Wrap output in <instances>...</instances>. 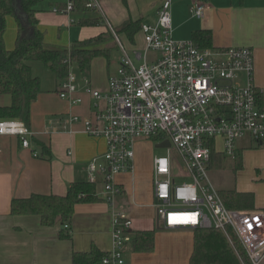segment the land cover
<instances>
[{
    "label": "crops",
    "instance_id": "1",
    "mask_svg": "<svg viewBox=\"0 0 264 264\" xmlns=\"http://www.w3.org/2000/svg\"><path fill=\"white\" fill-rule=\"evenodd\" d=\"M67 2L41 0L37 4V28L45 46L70 49L76 42L103 36V41L91 48L101 53L83 69L75 64L69 67L68 74L75 79L71 98L79 99V104L71 105L60 99L58 94L65 80H57L49 72L54 77L55 88L53 94L47 96L41 87L42 93L31 105L27 129L33 136L29 138V149H23L17 137H0V264H71L74 252H88L94 246L107 254L111 249V210L102 195L97 196L98 202L76 205L70 223L65 224L66 229L59 222L43 227L34 215L11 216L9 205L13 199L32 194L64 196L73 183L87 182V164L105 152L106 144L103 138L85 134L83 121L96 124L95 113L104 108L105 102L85 93L84 82H88L92 91L106 90L108 79L116 75L119 66V63L113 65L111 56L114 50L120 51L115 36L125 49L132 50L136 49V39L141 35L139 31L131 42L119 28L127 22H139L141 26L155 24L163 0H97L98 9L93 13L76 9L67 14L54 12V9H64ZM196 2L205 7L203 18L190 13V7ZM93 17L100 23L79 25L80 20ZM170 18L176 41L190 40L196 44L208 41L210 48L204 49H250L253 85L260 92L259 106L264 109V0H172ZM198 32L201 38H194ZM16 33L14 18L7 17L3 36L6 49H13ZM9 103V97L0 96V106ZM71 117L78 120L72 121ZM142 143L148 147L150 143L156 144L152 141L137 143L132 170L115 177L122 193L116 197L114 208L127 213L132 221V241L123 251V264H190L194 230H166L159 225L152 196L154 157L147 162L143 153L137 151ZM42 147L48 150L49 158L43 155ZM214 150L208 172L221 170L226 159L221 141ZM232 158L230 187L220 183L214 188L219 196L224 192L249 194L252 204L246 209L229 208V202L220 196L224 206L233 211L264 213V142L257 143L249 137L240 139L235 143ZM95 191L100 192V186L95 187ZM61 230L69 234L70 239H60ZM136 232H153L152 251L133 250Z\"/></svg>",
    "mask_w": 264,
    "mask_h": 264
},
{
    "label": "built area",
    "instance_id": "2",
    "mask_svg": "<svg viewBox=\"0 0 264 264\" xmlns=\"http://www.w3.org/2000/svg\"><path fill=\"white\" fill-rule=\"evenodd\" d=\"M171 3L163 0L155 24L141 26L144 46L133 51L138 66L115 36L121 58L106 90L92 91L84 82L85 93L105 102L95 113L96 124L83 121V132L103 138L106 144L105 152L93 157L86 168L87 182L100 186L96 196L102 195L111 210V249L101 264H123V251L132 241V221L114 208L122 193L115 177L132 170L135 145L152 138H158L156 144L168 141L171 146L154 157L152 168L153 208L161 228L219 230L231 244L230 230L248 263L264 264V213L227 209L208 177L218 141L226 156H234L236 141L245 137L264 142V109L253 85L252 51L201 49L190 40H174ZM85 6L98 9V2L86 0ZM73 10V0H68L64 9L54 12ZM204 11L201 2L190 7L197 18H203ZM74 81L68 74L58 94L71 105L80 103L71 98ZM2 136L17 137L21 147L29 149L33 133L21 121L0 120Z\"/></svg>",
    "mask_w": 264,
    "mask_h": 264
},
{
    "label": "trees",
    "instance_id": "3",
    "mask_svg": "<svg viewBox=\"0 0 264 264\" xmlns=\"http://www.w3.org/2000/svg\"><path fill=\"white\" fill-rule=\"evenodd\" d=\"M41 0H0V96H7L10 103L0 106V120H18L28 128L30 123L31 105L42 93L40 79L33 75L31 64L39 63L57 80L63 81L72 64L80 69L88 66L90 61L100 56L101 51L91 49L103 41V36L92 40L76 42L70 49L48 48L43 42V35L37 28L35 17L36 6ZM86 0H73L76 11L93 13L86 8ZM15 20L17 33L14 47L6 49L3 36L6 29V18ZM96 17L80 20L79 25H97ZM119 30H123L132 42L134 35L141 30L139 22H127ZM195 33L194 38H201ZM197 47L210 48L208 41H198ZM158 138H152L156 142ZM43 155L50 157L48 150L42 147ZM213 152L211 154L212 158ZM227 206L249 208L252 196L234 192L220 193ZM95 186L88 182L73 183L64 196L32 194L27 198L13 199L9 205L11 216H30L39 218L40 225L51 227L56 222L63 227L69 224L78 204L98 202ZM224 203V202H223ZM226 235L219 230H194L193 252L190 264H240V260L248 263L247 256L236 236L227 231ZM60 239H70V235L60 231ZM133 250L150 252L153 250V232H136ZM106 254L92 246L88 252H74L71 264H101Z\"/></svg>",
    "mask_w": 264,
    "mask_h": 264
},
{
    "label": "rangeland",
    "instance_id": "4",
    "mask_svg": "<svg viewBox=\"0 0 264 264\" xmlns=\"http://www.w3.org/2000/svg\"><path fill=\"white\" fill-rule=\"evenodd\" d=\"M136 49L137 50H141V47H142V34L141 35H138L137 39H136ZM109 47H112L111 44H108ZM129 56L131 57V59L133 60L134 64L136 66H138L140 64V62H137L135 59H134V54H133V51L135 49H126ZM112 58H114V63L113 65L115 64H118L119 61H120V58H121V53L120 51H113L112 53ZM31 67H32V73L34 76L38 77L41 81V87L44 91H46L44 93V95H47V96H50L52 95V91L54 90L55 88V84H54V77L52 74H50L46 69H44L42 67L41 64L39 63H35V64H31ZM48 98V97H47ZM51 98V97H50ZM51 102L54 103V100L51 98L50 100ZM147 142V141H146ZM140 145V144H139ZM154 145H151L150 143V147H148L147 145L145 144H141L140 145V148H136L137 151L140 150L143 155L145 156V158H147V162L150 161V159H153V157L155 156H159V155H163L165 153V149H155L153 147ZM138 147V146H137ZM135 150V148H134ZM173 152V149L172 151ZM233 156H226V159L223 163V168L217 172H214L213 171H210L208 172V177H209V180L211 182V184L216 188L217 186H219L220 183H222L224 186L223 187H230L231 185V182H232V178H233V173L231 171L232 169V158ZM177 176L180 174V172L178 170L175 171ZM181 176H179L177 178V182H181V179H180Z\"/></svg>",
    "mask_w": 264,
    "mask_h": 264
},
{
    "label": "water",
    "instance_id": "5",
    "mask_svg": "<svg viewBox=\"0 0 264 264\" xmlns=\"http://www.w3.org/2000/svg\"><path fill=\"white\" fill-rule=\"evenodd\" d=\"M171 146L169 144L168 141H164L162 143H159V144H155L154 145V148L155 149H169Z\"/></svg>",
    "mask_w": 264,
    "mask_h": 264
}]
</instances>
